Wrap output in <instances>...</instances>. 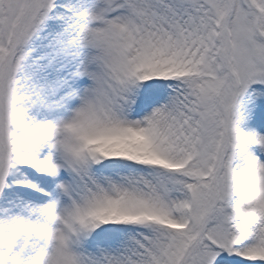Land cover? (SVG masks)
<instances>
[{"label":"snow or ice","instance_id":"obj_1","mask_svg":"<svg viewBox=\"0 0 264 264\" xmlns=\"http://www.w3.org/2000/svg\"><path fill=\"white\" fill-rule=\"evenodd\" d=\"M0 264H264V0H0Z\"/></svg>","mask_w":264,"mask_h":264}]
</instances>
